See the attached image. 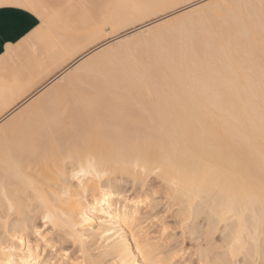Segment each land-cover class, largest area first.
<instances>
[{
  "label": "bare ground",
  "instance_id": "1",
  "mask_svg": "<svg viewBox=\"0 0 264 264\" xmlns=\"http://www.w3.org/2000/svg\"><path fill=\"white\" fill-rule=\"evenodd\" d=\"M88 1L91 3V0ZM102 1L104 5L105 2ZM221 1L226 0H207L213 5L223 3ZM96 2L95 5L98 4L101 7V3ZM107 2L110 3L109 9L105 5V9L101 7L104 9L101 12L96 5L97 12L94 11L95 8H92L95 14H91L92 12L86 14L85 11L89 12L86 6H82L87 8L84 13L85 8L81 7L78 12L74 11V6L72 7V12H75L73 15L71 11L65 10L68 12L66 14H71V17L67 16L71 18V21H67L66 14L61 15L64 18L59 14L60 18H66L63 22L58 17L61 24L63 23L62 28L58 26L59 24L58 28L56 25L54 27L48 25L52 30L47 26L51 30L49 32L46 29L48 31L47 37L45 36L46 44H48L47 50L52 52L53 49H57L64 56L63 54L59 56L53 68H51V62H48V72H39L41 71L39 69L38 73H43V77L48 80L50 74L52 76L58 71L55 68L65 66V71L61 68L63 72L47 87L31 94L37 75L35 79L33 78L34 82L30 79L31 77H24L30 65L22 68L23 70L16 71L3 66L0 68V71L3 70L1 76L10 77H0V264H21L22 260L26 262L33 260L37 243L41 244V257L45 256L43 241L35 235L37 225L43 227V216L39 212L30 211L35 205L28 203L30 192L26 182L28 178L35 182L42 193L55 200L56 206L69 216L72 224L69 233L74 230L79 234L77 241L73 242L68 235L63 234L61 229H53L52 234L47 237L52 243L48 247L43 264H61V262L62 264H134L137 259L144 264L143 259L135 252L136 243L133 233L142 245L151 249L153 264L180 263V258L176 255L179 251L176 250H181L180 247L184 241L194 248H192L193 254L190 253L195 257L193 263L201 264L203 259L205 264H208V261H212V264H223L225 259L223 252L214 247L211 254L208 252L211 239L209 233L215 231V224H210V221L214 219L210 211L214 203L206 201L204 205H197L196 215H193L194 192L189 189L177 193L169 183H165L163 177L158 178L151 173L138 171L132 165L137 159L158 162L162 155L175 151L168 136L161 129V122L167 118L169 113L179 122L183 109L178 104L174 105L169 97H175L183 92L187 69L209 86L206 94L200 95L199 99L204 109L202 120L210 139L217 149L223 150V156L232 163L236 172L245 180H250L257 190L259 189L261 142L258 130L252 135L250 141L245 139L233 143L230 132L224 125V113L231 109L232 104L234 74L239 78L240 84L244 85L246 83L244 70H247L248 76L256 85L258 94L260 67L262 58H264V40L261 37L259 21L252 24L236 16L225 15L227 19L222 17L221 19H225L221 20L222 23H219L221 21L218 25L214 23L215 27L213 25L211 29L206 27L208 31L205 32L204 29L205 33L202 31V34H191L193 36L187 33L188 36L180 41L173 36V40H176L172 42V46L167 39L170 47H164V50H159L161 52H152L153 54L145 57L146 59L139 58L135 66L130 67L126 58H110L108 53L112 56L118 52L117 50L122 54L126 50L124 55L125 53L131 54L134 50L143 47L144 44L140 38L146 34L137 36L136 33L143 32L145 28H153L154 24L159 27L169 25L171 30L169 29L168 33L172 34V22L181 21L183 17L173 20L168 12L162 11L155 5L183 3L184 0H111V2L107 0ZM76 6L79 7L78 4ZM68 10H71L70 4ZM164 20L168 23H164ZM188 24H186L187 28ZM157 28L154 30H160ZM46 30L45 33H47ZM63 31L66 36L62 40L64 45H61L63 34L61 35L60 32ZM197 31L196 29L195 32ZM85 32L89 33L82 36L81 34ZM78 33H81L82 38L80 35H78L80 39L76 36ZM159 36L156 38L157 41ZM129 37L132 39L127 42ZM121 41L126 42L121 43ZM128 43H131L130 46L127 45ZM110 45L114 46L115 50ZM102 48L105 50L101 51ZM20 50L22 51L23 47ZM39 51L42 50L39 49ZM50 52H47L48 56ZM93 52L95 55L89 60L87 57ZM106 54L108 56H105ZM51 57H54L53 53L47 58L51 59ZM21 58L23 59L24 56ZM43 66L41 67L46 68L45 65ZM85 68L88 69L85 70ZM98 68L104 72L96 74L102 72L100 69L97 71ZM52 69L55 70L54 73ZM176 69L178 71H175ZM89 70H92V74L95 71L96 75H90V77L94 76L90 78ZM125 70L130 71L131 76H124ZM28 72H30L29 69ZM83 72L86 73L83 74ZM85 75L90 79L87 80ZM39 77L40 75L36 83L41 80L46 81V78L38 80ZM221 83L224 85L223 88L219 87ZM128 87L143 92L146 97L155 99L157 103L153 105L146 100L139 99L138 96L129 93ZM253 103L258 109V100H254ZM157 108H159V113H157ZM23 117H29L30 121L23 120ZM20 118L23 119L20 121ZM185 119L191 125V118L185 117ZM25 130L27 135L20 136V133ZM192 139L196 140V136L194 135ZM5 142L13 151L23 152L25 156L31 157L30 164L24 163L20 166L19 175L5 170ZM75 144H79L86 151L102 154L107 161L108 174H102L98 179L93 177L85 184L89 204L96 206V212H92L89 204L84 203V189H81L79 185H76L74 189H69L65 183L57 182L58 177H63L62 165L60 169L56 167L60 159V150L62 148L66 150ZM230 146L231 150H229ZM216 156V163H222L220 151L216 152ZM181 162L194 163L190 155L184 152H181ZM249 169L253 173L251 177H249ZM173 175L166 168L164 176ZM68 183L74 182L69 178ZM205 191L210 193L212 189L207 188ZM5 192L7 200L4 198ZM9 201L15 208L10 217L7 211ZM157 201H167L166 204L164 202L165 209L167 207L172 210L169 212V220L172 219L174 223L172 224L180 230V235L175 233L180 236L176 237V240L173 239L176 236L173 235L174 232L168 236L169 233H166L167 241L169 239L166 244H170L171 240V246L168 247L172 249H167L165 246L162 249V244L158 241L160 239L156 238L157 241L155 239L158 235L157 230L163 229L162 225L166 220L164 222L162 220L159 224L160 228L154 230L156 233L153 231L154 237L151 236L153 232L147 228L150 224L144 225L149 218L153 219L158 214H153L154 217L148 216L152 213L150 211L157 207ZM244 211L251 224V209ZM255 211L257 215L260 214L259 205ZM85 215L86 222L81 219ZM72 217L75 218L74 221H71ZM58 219L63 220L62 217ZM180 225L183 227H179ZM219 227L221 230L227 228L228 235L231 236L236 225L221 224ZM194 236L197 239L203 236L206 242L194 244ZM215 238L219 239V237ZM173 240H175V245ZM172 244L175 247H172ZM52 247L58 250L53 252ZM13 248L16 250L12 251ZM190 248L188 246L186 249ZM60 249L69 251L71 259L65 258ZM81 250L84 255L80 254ZM248 259L258 261L255 245L251 247ZM188 261L190 260L188 259L185 264Z\"/></svg>",
  "mask_w": 264,
  "mask_h": 264
},
{
  "label": "snow or ice",
  "instance_id": "2",
  "mask_svg": "<svg viewBox=\"0 0 264 264\" xmlns=\"http://www.w3.org/2000/svg\"><path fill=\"white\" fill-rule=\"evenodd\" d=\"M14 7L26 10L36 19L32 20L33 27L31 31L22 34L23 38L15 44L8 45L9 48L24 47L40 37L47 28L52 16L58 14L55 6L43 3L20 2L16 3ZM155 7L168 12L173 20L180 17L185 18L189 22L193 33L197 29L198 18L200 27L218 23L219 19L225 15L236 16L238 19L252 24L258 20L261 37L264 40V0H234V2L226 0L225 3L215 5L208 3L207 0H184L183 3H162L155 5ZM210 9H214L218 15H206V12ZM163 22L168 23L167 20ZM156 27H159V25L154 24L153 28H145L143 32H137L136 35L150 33ZM131 39L132 37H129L127 42H130ZM125 42L121 41V43ZM3 47V43L0 42V50ZM110 47L115 50L114 46L110 45ZM104 50L101 49V51ZM94 55L95 52L87 58L90 60ZM126 62L130 67H134L135 55L129 54L126 57ZM175 71H178V69ZM244 71L246 81L244 85L240 84L239 78L234 74L232 104L231 109L224 113V125L229 130L233 143L245 139L250 141L252 135L258 130L261 142L259 154L261 175L258 190L250 180H245L243 176L236 172L232 163L223 156V150L217 149L210 139L202 120L204 109L199 99L200 95L206 94L209 86L199 76L193 75L187 69L185 70L187 75L184 80L183 92L175 97H169L174 105L178 104L183 109L179 116V122L173 119L171 113L161 122V129L168 136L175 151L162 155L158 162L137 159L132 165L138 171H143L146 174L151 173L158 178L163 177L165 183H169L170 187L177 193L189 189L194 192L193 215H196L197 205H204L206 201L214 203V207L210 210L214 219L210 221V224H215V231L209 233L211 239L208 252L211 254L213 247L223 252L225 254L223 264H264V58L261 61L258 94L255 83L248 76L247 70ZM123 74L127 77L131 76L132 73L125 70ZM125 86L127 87V85ZM219 87L223 88L224 85L221 83ZM127 90L130 94L136 95L139 99L146 100L150 104L155 105L157 103L155 99L146 97L143 92L133 87H128ZM254 100H258V109L253 103ZM157 113H159V108H157ZM185 117L191 118V125ZM26 135V130L20 133L22 137ZM194 135L196 140L192 139ZM229 150H231V146ZM217 151L221 152L222 163H216ZM181 152L190 155L194 163H182ZM31 162V157L25 156L23 152L13 151L5 142L4 167L6 172H14L19 175L20 166ZM106 163L107 161L102 154L86 151L79 144L72 145L66 150L62 148L56 167L60 169L62 165L63 177H58L57 182L65 183L69 189H74L76 185H79L81 189H84V203L89 204L88 190L85 189V184L93 177L98 179L102 174L107 175ZM166 168L174 175L165 177ZM252 175L253 173L249 169V177ZM69 178L74 183L69 184ZM26 182L30 188L28 203L35 205L30 211L39 212L43 216V227L37 225L35 235L43 241L45 256L41 257V244L37 243L35 258L27 262L22 260L21 264H43L48 247L52 243L47 237L52 234L53 229H61L63 234L68 235V238L73 242L77 241L79 234L74 230L69 233V229L72 227L70 218L61 208L56 206L55 200L42 193L30 178ZM207 188H211L212 192H206L205 189ZM68 194L70 195V193ZM4 198L5 200L8 199L6 192ZM257 205L261 208L259 215L255 211ZM89 208L92 212L97 211L94 204H89ZM245 209H251V224L246 218ZM7 211L9 217L15 211L10 201ZM59 217H62L63 220H59ZM81 219L86 222V215L82 216ZM74 220L75 218L72 217L71 221ZM221 224L236 225L231 232V236L228 235L229 230L227 228L221 230L219 227ZM75 226L79 227V225ZM179 227H183V225ZM169 231L170 228L165 226L164 232ZM215 237H219V239L217 240ZM133 239L136 243L135 252L143 259L144 264H153L151 249L142 245V242L136 239L135 233H133ZM205 242L203 236L199 239L193 237L194 244H204ZM253 245H255L258 257V261L255 262L248 259L249 251ZM81 249H83L82 245ZM15 250V248L12 249V251ZM57 250L56 247H52L53 252ZM60 250L63 251L65 258L71 259L69 251ZM80 254L84 255L83 250ZM242 257L243 259H241ZM134 264H141L140 259H137ZM201 264H205L203 259ZM208 264H212V261H208Z\"/></svg>",
  "mask_w": 264,
  "mask_h": 264
},
{
  "label": "crops",
  "instance_id": "3",
  "mask_svg": "<svg viewBox=\"0 0 264 264\" xmlns=\"http://www.w3.org/2000/svg\"><path fill=\"white\" fill-rule=\"evenodd\" d=\"M83 1V0H0V42H2L3 43V45H4V47H3V49L2 50H0V68H2V66L3 67H5L6 69H10V70H23L22 68H26L27 66H29V68L27 67V71H26V69L24 70V71H26V76H24V77H31L30 79L32 80V82H34L33 83V85L35 86V89H34V86H33V89H32V91H31V94L32 93H37V91L38 90H41V89H43L44 87H47L51 82H52V80L54 79V78H57L58 76H60V74L63 72V70H61V68L62 69H64V71H65V66L64 65H62L59 69H57V68H55L56 70H58L57 72H56V74L54 73V69H52L51 71H53V75L51 76V74H50V76L48 77V80H47V78L46 77H43V73H44V71H45V73L46 72H48V70H49V65H48V62L50 63L51 62V68H53L54 67V64L56 63V62H58V58H59V56H61L63 53L61 52V54L58 52V50L57 49H53L52 50V52H50V51H48L47 50V48H46V46H48V44H46L47 43V40H46V37H47V34H48V31L51 29L52 30V28H50L49 26H51V27H54V25H58V26H61V28H62V24H61V21L59 20V19H62V21L63 22H65L64 20H66V18L65 19H63L64 17L63 16H65L64 14H66V13H68V12H70V13H72V15H73V13L75 14V12L74 11H77L78 12V9L81 7V8H85L84 10H83V13H84V11L85 10H87V8H89V12H88V10H87V12L85 11V13L87 14V13H90V12H92L91 14H95V12L94 11H96L97 12V10H96V8H95V6L96 7H99L100 9H101V7H103V8H105L104 6L106 5V7L107 6H109V4H108V2H107V0H91L90 2L91 3H88L89 1L88 0H85L84 2H82V5H80V3ZM93 1V2H92ZM97 1V2H96ZM100 1V2H99ZM101 1L104 3L105 2V4L103 5L102 3H101ZM20 2H23V3H43V4H48V5H51V6H55V8L57 9V12H58V14L57 15H54V16H52V18H51V20H50V22H49V28H46V29H48V31L46 30V32L47 33H45V31H44V33L40 36V37H38V38H36V39H34L31 43H29V44H26L24 47H23V50L21 51L20 50V48H18V50H17V48H9L8 47V45H10V44H15L19 39H22L23 37H22V34H27V32H29V31H31V29H32V27H33V24H32V20L33 19H36L35 17H32L31 16V14L30 13H28L26 10H23V9H18V8H16V7H14V5L16 4V3H20ZM72 2H74V3H72ZM79 2V3H78ZM95 2L96 3H101V7H100V5L98 6V4H96L95 5ZM110 2H111V0H110ZM83 3L85 4V5H83ZM88 3V4H87ZM69 4H70V9L71 10H68L69 9ZM79 5V7L78 6H76V5ZM87 4V5H86ZM108 4V5H107ZM68 5V6H67ZM88 5H89V7H88ZM91 5H92V7H91ZM103 5V6H102ZM75 6V7H74ZM82 6H86V7H82ZM72 7H74L75 9H74V11L72 12ZM78 7V8H77ZM94 9V11H93V9ZM99 8H97V9H99ZM102 8V9H103ZM64 9V10H63ZM90 9H92V11L90 10ZM101 9V12L104 10H102ZM65 12H63V11ZM65 10H67V11H65ZM76 12V13H77ZM66 14V17L69 15V17H71V14ZM80 13V12H79ZM59 14H60V16L61 15H63V16H61V17H63V18H60L59 17ZM91 14H89V15H91ZM76 15H79V14H76ZM55 17V18H54ZM58 17H59V19H58ZM69 17H67L68 19H67V21H71V18H69ZM54 20V21H53ZM51 23H53L52 25H50ZM58 26H57V28H58ZM65 27H64V25H63V29H64ZM59 29H60V27H59ZM50 30V31H51ZM60 30H62V29H60ZM49 31V32H50ZM54 31V30H53ZM52 31V32H53ZM63 35H62V34ZM89 32H85V33H83V34H81L82 36L83 35H86V34H88ZM55 34V33H54ZM53 34V35H54ZM60 34L63 36V38L61 39V41L62 40H64V38H65V31H63V32H60ZM70 34H73V33H71L70 32ZM79 33L78 34H76V36L79 38V36L78 35H80ZM67 35H69V34H67ZM80 35V37L82 38V36ZM46 36V37H45ZM70 36V35H69ZM88 36V35H87ZM72 37H73V35H72ZM74 37H75V35H74ZM84 38H87V37H84ZM83 38V39H84ZM77 39V38H76ZM80 39V38H79ZM78 39V40H79ZM37 40H38V42H37ZM34 41H36V42H34ZM39 43V44H38ZM61 45H64V42L62 41L61 42ZM39 47V48H38ZM62 47V46H61ZM22 48V47H21ZM28 48V49H27ZM32 48V49H31ZM12 49H14L13 51H11ZM33 49H35L34 50V52L32 53V51H33ZM39 49L40 50H42V51H39ZM45 49V50H44ZM19 50H20V52H19ZM37 50V51H36ZM9 51V52H8ZM27 51H28V53H27ZM31 53H30V52ZM62 51H63V48H62ZM22 52V53H21ZM23 52H24V54H23ZM47 52H50L49 54L51 55V53H53V58L51 57V59H49V58H47V57H49L47 54ZM56 53V55H55V53ZM17 53V54H16ZM43 53L45 54V55H43ZM12 54H13V57H12ZM22 54V55H21ZM26 54H28V55H26ZM30 54V55H29ZM37 54V55H36ZM85 54V53H84ZM18 55V56H17ZM20 56V57H19ZM22 56H24V58L22 59L21 57ZM26 56V57H25ZM62 56H64V54L62 55ZM11 57H12V59H11ZM28 58V59H27ZM45 58V59H44ZM15 60V61H14ZM24 60H25V62H24ZM62 60H63V57H62ZM14 61V63H15V65H17V67L14 65V63H12ZM23 61V62H22ZM1 62H3V64L1 63ZM8 62H10V63H8ZM19 62V63H18ZM35 63V64H34ZM40 63H41V66H43V65H45L46 66V68H43V67H41L40 66ZM38 65V66H35V65ZM23 65H25V67L23 66ZM33 65V66H32ZM11 66V67H10ZM64 66V67H63ZM12 67H13V69H12ZM36 67V68H35ZM19 68V69H18ZM38 68V69H37ZM50 68V69H51ZM28 69H29V71L30 72H28ZM39 69L41 70V71H39ZM42 69H44V70H42ZM35 70V71H34ZM38 71L39 72H42L43 71V73L41 74V73H38ZM35 72V73H34ZM27 73H29V75L27 74ZM33 73V74H32ZM38 73V74H37ZM58 73H59V75H58ZM33 75V76H32ZM37 75V76H36ZM38 75H40V77L38 78V80H40V79H43V78H46V81L45 80H41L40 82H38V83H36V79H37V77H38ZM57 75V76H56ZM35 76H36V79H35ZM47 76V75H46ZM53 77V78H52ZM35 80H34V79ZM50 78V79H49ZM34 80V81H33ZM51 80V81H50ZM42 81H44L43 83H42ZM47 81H49V82H47ZM42 83V84H41ZM38 84H40L41 86H37ZM46 86H45V85ZM30 94V95H31Z\"/></svg>",
  "mask_w": 264,
  "mask_h": 264
},
{
  "label": "rangeland",
  "instance_id": "4",
  "mask_svg": "<svg viewBox=\"0 0 264 264\" xmlns=\"http://www.w3.org/2000/svg\"><path fill=\"white\" fill-rule=\"evenodd\" d=\"M230 0H228V2H229ZM220 2V1H219ZM221 2H223V3H225L226 1H221ZM231 2H234V0H231ZM216 4H222V3H216ZM106 8H108L109 9V6H107ZM105 9V8H104ZM211 10V9H210ZM210 10H208L207 12H206V15H218L216 12H215V10L214 9H212L211 11ZM210 12V13H209ZM226 16H223V18H225ZM222 18V17H221ZM220 18V20L219 21H223V20H225V19H227V18H225V19H221ZM181 21H178L177 20V22L176 23H178V24H176L175 22H172V34H169L168 33V30L170 29L171 30V27L169 26V25H163V27H158L157 28V30L158 29H160V30H158V31H156V30H154V32H151V35H150V33H148V34H146V35H144V37H142V38H140L141 39V42L144 44V48L141 46L139 49H136V50H134L133 51V53L131 52V54H134L135 55V57H136V60H139V58L140 59H146L150 54H153V53H156V52H161L162 50H164V47L165 48H167V47H170V45L172 46V42H174V40H176V39H174L173 40V38H175V36H176V38H177V41H180V40H182V39H184L185 37H187L188 36V34H189V36H193V35H195L194 33H192V31H191V27H190V24H188L189 22H187L186 20H185V18H182V19H180ZM183 20V21H182ZM198 20H199V18H198ZM186 21V22H185ZM222 21L221 22H219V23H222ZM186 23V24H188L187 26H188V28H190V30L186 27V24H181V23ZM219 23H215L216 25H218ZM175 25V26H174ZM181 27H180V26ZM184 25H185V28H184ZM213 25H214V23L213 24H210V25H206V26H204V27H200L199 28V26H200V21H197V30L199 31L200 30V32H195V33H197V34H199V33H201L202 34V31L205 29V32H207L206 31V29L207 28H212L213 27ZM178 26V27H177ZM212 26V27H211ZM180 27V28H179ZM183 27V28H182ZM207 27V28H206ZM214 27H215V25H214ZM167 28V29H166ZM165 29V31H163V30ZM184 29V30H183ZM185 29H186V31H185ZM178 30H180V31H178ZM183 30V31H182ZM161 31V32H160ZM188 31V32H187ZM156 32V33H155ZM177 32V33H176ZM180 32L182 33L181 35H180ZM183 32H184V34H183ZM204 32V31H203ZM204 32V33H205ZM156 35H154V34ZM161 33V34H160ZM171 33V32H170ZM188 33V34H187ZM203 33V34H204ZM158 34V35H157ZM166 34V35H165ZM175 34V35H174ZM191 34H193V35H191ZM149 37H148V36ZM160 35V36H159ZM164 35V36H163ZM183 35H185V36H183ZM147 36V37H146ZM159 36V43H158V41L156 40V38ZM170 36V37H169ZM174 36V37H173ZM154 37V38H153ZM169 37V38H168ZM173 37V38H172ZM146 38V39H145ZM150 38V39H149ZM164 38V39H163ZM171 38V39H170ZM152 39V40H151ZM154 39V40H153ZM167 39L169 40V43H170V45H169V43H168V41H167ZM149 40H151V41H149ZM161 40V41H160ZM144 41V42H143ZM152 41H153V44H152ZM158 43H156V42ZM146 42H147V44H146ZM151 43L152 44V46H151V44H149L148 45V43ZM162 42H163V45H162ZM132 43V42H131ZM131 43H128L127 45H129L130 46V44ZM155 43V44H154ZM148 45V46H147ZM160 45H162V46H160ZM166 45H169V46H166ZM125 47H126V45H125ZM154 49H153V48ZM159 47H163L162 49L161 48H159ZM147 49V50H146ZM152 51H151V50ZM156 50H158V51H156ZM159 50H161V51H159ZM118 52L116 53V54H112V56H111V54L110 53H108L110 56V58L112 57V58H114V59H122V58H126L127 56H128V54H130V53H125V55H124V52L126 51H124L123 52V54L119 51V50H117ZM145 51V52H144ZM149 51V52H148ZM155 51V52H154ZM120 52V53H119ZM136 52H138L137 54H135ZM140 52V53H139ZM148 54H147V53ZM151 52V53H150ZM153 52V53H152ZM119 56H118V55ZM140 56H139V55ZM127 55V56H126ZM138 55V56H137ZM142 55V56H141ZM105 56H108L107 54L105 55ZM116 57V58H115ZM119 57H121V58H119ZM146 57V58H145ZM102 66V65H101ZM103 67H105L104 65H103ZM103 67H102V69H103ZM86 69H88V68H85V70ZM92 69V68H91ZM99 69L100 70H102L101 68H98V70L97 71H99ZM105 69V68H104ZM84 70V69H83ZM94 70V69H93ZM106 70V69H105ZM1 71H3V70H1ZM0 71V77H4V78H10L9 76H1V74H2V72ZM92 71V70H91ZM90 70H89V74H88V76L90 77V75H94L96 72L94 71V74H92V72H91ZM90 72H91V74H90ZM104 71L102 70V72L100 71V73H96V74H101V73H103ZM106 72V71H105ZM86 72H83V74H85ZM95 74V75H96ZM86 77L85 78H87V75H85ZM92 77H94V76H92ZM92 77H90V78H92ZM90 78H87V80L88 79H90ZM24 118V119H23ZM23 118H20V121H21V119H23V120H28L29 119V117L27 118V117H23ZM31 119V118H30ZM28 121H30V120H28ZM24 122V121H23ZM158 202V203H157ZM156 203H157V207L156 208H154V209H152L153 211H150V212H152V213H150L148 216H153V214L155 215V214H157L156 215V217H154L153 219H152V217L151 218H149L147 221H146V223L144 224V225H147L148 227V230L150 231V232H153L154 230L156 231L157 230V228L159 229L160 227H159V224L162 222V220H163V222H164V220H166L165 222H166V224L165 223H163V225H162V227H163V232H162V230L161 229H159V231L157 230V234L158 235H156L155 236V234H154V232L152 233L153 235H151L152 237H154L155 236V239L156 238H158V239H160V240H158L159 241V244H162L161 246H162V249L164 248V246H165V248H167V249H170L171 247H168L169 245L171 246V240H170V244H166V242H168L169 241V239H168V241H167V236L168 235H172V233H173V235H180V230H179V228L178 229H176V226H174L173 224V221H172V219H170L169 220V218H170V211H172L170 208H167L166 207V209H165V204H166V202L167 201H164L165 202V204H164V202L162 201H157ZM155 212V213H154ZM169 215V216H168ZM167 218V219H166ZM169 220V221H168ZM173 223V224H172ZM152 226V227H151ZM157 226V227H156ZM165 226H168L169 228H170V231L168 232L169 234H167V236H166V233L164 232V227ZM152 230V231H151ZM173 230V231H172ZM161 231V232H160ZM171 232V233H170ZM156 233V232H155ZM161 233V234H160ZM165 233V234H164ZM176 233V234H175ZM160 234V235H159ZM162 235H164L165 236V239H163L164 238V236H162ZM174 236V238L173 239H175L176 237H180V236ZM160 236H161V238H160ZM172 239V238H171ZM163 241V243H161L162 241ZM176 240V239H175ZM175 240H173V243H174V241ZM156 241H157V239H156ZM179 241H180V239H179ZM178 240H177V243L179 242ZM185 243V244H184ZM166 245H167V247H166ZM174 245H175V243H174ZM173 244H172V247L174 246ZM178 244H176V246H177ZM181 245V244H180ZM188 246H189V248L190 249H186V248H188ZM175 247V246H174ZM178 247V246H177ZM179 248V247H178ZM177 248V249H178ZM181 248V250H176V249H174V250H176V251H179L178 253H176V255L177 256H179V258L181 259H179V261H180V263H178V264H185V262L189 259L190 261H188L186 264H195V263H193V262H195V257L194 256H192V254H193V252H192V250L194 249L191 245H189V243L188 242H186V241H184L183 242V244H182V246L180 247ZM193 248V249H192ZM172 249V248H171ZM164 250H166V249H164ZM190 253H192V254H190ZM190 254V258L188 257V255ZM191 256H192V258H191ZM194 259V260H193ZM182 262V263H181Z\"/></svg>",
  "mask_w": 264,
  "mask_h": 264
}]
</instances>
